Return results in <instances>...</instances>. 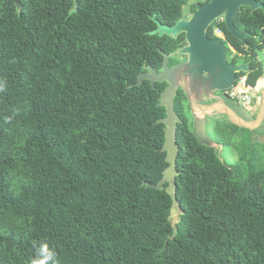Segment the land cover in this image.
I'll return each instance as SVG.
<instances>
[{
  "label": "trees",
  "instance_id": "16d2710c",
  "mask_svg": "<svg viewBox=\"0 0 264 264\" xmlns=\"http://www.w3.org/2000/svg\"><path fill=\"white\" fill-rule=\"evenodd\" d=\"M190 1L0 0V264H31L42 242L59 264H264V143L250 130L215 123L224 145L244 134L236 162L222 161L194 136L178 90L179 221L169 219L168 183L150 186L168 166L158 122L167 83L137 77L185 44L184 33L151 31L155 20L185 18ZM256 1L262 7L234 17L251 33L245 42L223 18L207 30L233 64L249 63L237 75L249 87L264 73V0Z\"/></svg>",
  "mask_w": 264,
  "mask_h": 264
},
{
  "label": "water",
  "instance_id": "95a60500",
  "mask_svg": "<svg viewBox=\"0 0 264 264\" xmlns=\"http://www.w3.org/2000/svg\"><path fill=\"white\" fill-rule=\"evenodd\" d=\"M16 5L18 8L20 7L19 0H16ZM74 6H77V0H74ZM240 7H249L251 11H254L262 7V4L256 0H209L204 4L196 3V9L188 19H179L172 26L161 24L153 18L157 26L151 31V34L172 37H177L181 33L185 35V44L174 53L185 55L187 61L169 66L170 54L164 53L162 70L159 72L148 65L146 71L138 75L136 82V84H140L142 80L147 79L153 88H155L156 82L167 83L159 97L160 104L165 107L166 116L159 119L158 122L164 124L165 142L162 150L166 152L165 161L168 166L160 181L157 184H150V186L162 189L165 183H168L166 191L172 198L169 219L173 224L179 221V215L182 213L175 191L176 158L179 151V146L176 143V131L180 121L174 110V98L177 90L181 88L189 101L193 115L192 132L202 144L217 147L214 139L207 134V116L217 118L215 113L219 115L218 117L225 116L231 124L248 130L256 129L264 121V87L260 91L257 113L252 118H245L223 100H212L210 96L211 92L231 89L237 81V74L241 71H249V63H228L224 43L221 40L211 39L207 34L209 26L215 20L223 18L230 33L245 42L251 33L241 31L234 24V17ZM196 79L201 80L202 83L208 82L207 89L204 87L207 103H200L193 98L190 88ZM259 141L264 143V137Z\"/></svg>",
  "mask_w": 264,
  "mask_h": 264
},
{
  "label": "rangeland",
  "instance_id": "374dc122",
  "mask_svg": "<svg viewBox=\"0 0 264 264\" xmlns=\"http://www.w3.org/2000/svg\"><path fill=\"white\" fill-rule=\"evenodd\" d=\"M194 2H198V0H191L190 3L185 6V18H187L188 16L191 15L190 13V4L194 3ZM216 29V28H215ZM235 51V49L232 48V51ZM233 51V52H234ZM258 57L259 58H263L264 57V51H259L258 52ZM243 57H241L242 59ZM263 65H264V60H263ZM263 79V83L259 84V80ZM264 87V73L263 75L257 80L256 84L252 87V88H248V91L252 97V102L250 104V107L246 104V103H240L237 105H234L233 107L235 108V110L241 114L242 116H244L245 118H252L256 115L257 110H258V106H259V102H260V91L261 89ZM222 122V123H227L228 121H226V119L222 116H220L219 118H212L209 117V123L207 125V133L208 135L214 139V141L217 143V147L215 148L221 158L222 161H225L226 163H234L237 160V146L239 145L240 147V143H241V139L242 137L239 135H243L241 132L238 133V135H234L231 134L230 135L228 133H226L227 135H229L230 137L227 138L229 139L228 143L224 145L223 141L224 139H226L225 134H217L214 131V127H215V123L217 122ZM249 134L251 136L250 140L251 141H259L260 139H262V137H264V121L262 122V124L257 127L254 130H250ZM249 145V141L248 139L244 141V144H242L243 147H247Z\"/></svg>",
  "mask_w": 264,
  "mask_h": 264
},
{
  "label": "flooded vegetation",
  "instance_id": "af4514ba",
  "mask_svg": "<svg viewBox=\"0 0 264 264\" xmlns=\"http://www.w3.org/2000/svg\"><path fill=\"white\" fill-rule=\"evenodd\" d=\"M192 13H191V15H192ZM190 16H188L187 18H182V19H188ZM211 39L219 40L217 38H211ZM225 48H226V46H225ZM226 52H227V48H226ZM226 59H227V62L228 63L233 64L232 60L228 58L227 53H226ZM185 61H187V57L185 55H181V54H178V53H171L170 54V57H169V60H168V63H169V66H173V65H176V64H179V63H183ZM170 62H172V63H170ZM162 65H163V63H162ZM161 70H162V68H161ZM161 70H159V72ZM237 78H238V76H237ZM204 87L207 89L208 82L202 83L201 80L196 79L193 82V84L191 85V88H190L191 89V92H192V95H193V98L196 101L200 102V103H207L208 102L207 99H205L206 92H205ZM180 89L181 88H179L178 90H180ZM210 96H211V99L212 100H216V99L223 100L224 102H226L231 107H233L234 105H236V103H235L236 101L233 100L231 97H229V95H228V93L226 91H214L213 93L212 92L210 93ZM186 101H187V105H188V114H189V116L191 118L192 129H193V115H192L191 107H190V104H189V101H188L187 97H186ZM214 115L217 116V118H219L218 117L219 116L218 114L215 113ZM209 117L210 116H207V125L209 123ZM223 117L226 119V121H228L225 116H223Z\"/></svg>",
  "mask_w": 264,
  "mask_h": 264
},
{
  "label": "built area",
  "instance_id": "2783aa9c",
  "mask_svg": "<svg viewBox=\"0 0 264 264\" xmlns=\"http://www.w3.org/2000/svg\"><path fill=\"white\" fill-rule=\"evenodd\" d=\"M214 33L216 36L223 37V31L220 28H216L214 30ZM249 87L246 82V76L241 77L239 80L235 82L234 86L226 90L229 97H231L233 100H235L238 104L240 103H246L249 107L252 102V97L248 91ZM251 108V107H250Z\"/></svg>",
  "mask_w": 264,
  "mask_h": 264
},
{
  "label": "clouds",
  "instance_id": "9594fccd",
  "mask_svg": "<svg viewBox=\"0 0 264 264\" xmlns=\"http://www.w3.org/2000/svg\"><path fill=\"white\" fill-rule=\"evenodd\" d=\"M5 87L6 81L0 80V92L4 91ZM31 264H59L56 250L47 242H42Z\"/></svg>",
  "mask_w": 264,
  "mask_h": 264
},
{
  "label": "bare ground",
  "instance_id": "6f19581e",
  "mask_svg": "<svg viewBox=\"0 0 264 264\" xmlns=\"http://www.w3.org/2000/svg\"><path fill=\"white\" fill-rule=\"evenodd\" d=\"M197 107H199V108H200V106H197Z\"/></svg>",
  "mask_w": 264,
  "mask_h": 264
}]
</instances>
